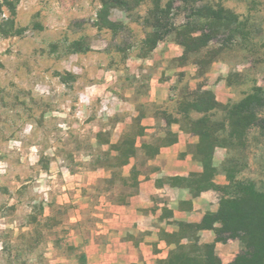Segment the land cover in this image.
<instances>
[{
  "label": "rangeland",
  "instance_id": "374dc122",
  "mask_svg": "<svg viewBox=\"0 0 264 264\" xmlns=\"http://www.w3.org/2000/svg\"><path fill=\"white\" fill-rule=\"evenodd\" d=\"M11 1L19 32L0 33V264H78L80 252L86 264H136L130 171H151L145 146L164 143L168 115L189 128L178 109L193 94L209 90L234 104L257 86L264 96V0H203L238 14L248 35L202 66L197 59L209 56L182 60L174 35L147 53L151 0L112 9L116 33L98 26L100 0ZM187 14L175 2L172 23H185ZM8 18L3 8L0 24ZM126 136L137 156L122 166L117 146ZM234 141L238 178L264 190V135L252 127L244 147ZM227 153L219 146L215 156L219 183ZM240 247L229 241L216 253L225 263Z\"/></svg>",
  "mask_w": 264,
  "mask_h": 264
},
{
  "label": "trees",
  "instance_id": "16d2710c",
  "mask_svg": "<svg viewBox=\"0 0 264 264\" xmlns=\"http://www.w3.org/2000/svg\"><path fill=\"white\" fill-rule=\"evenodd\" d=\"M151 0L152 7L148 12L144 23L149 32L146 34L143 44L147 53L152 52L157 44L166 36L174 35L175 41L183 47L182 60H187L189 55L205 53L208 60L197 59V65L212 63L222 52L223 46L230 44L238 36L247 37L244 23L238 14L222 5H211L203 0ZM101 6L97 12L98 26L116 33L121 24L110 20V11L115 8L130 10L129 0H100ZM178 2L181 9L187 11L186 21L175 25L171 21L173 4ZM138 5L139 1L135 0ZM6 9L9 18L0 24V33L4 35L17 34L14 29L13 17L15 16V4L11 0H0V14ZM224 34L223 44L215 50H208L210 42L220 34ZM191 100L182 101L178 111L180 118L186 121L189 130L198 137L195 147V156L201 162L202 172L191 174L188 179L174 177L171 181L189 182L194 194L212 189L219 192L218 209L215 212H207L199 224L179 223V230L175 233H163L167 244H173L164 260L159 264H222L215 253L214 243H226L229 240L240 242V251L228 264H264V190L258 188L252 180L238 178L239 170L236 168V158L231 156L234 140H238L243 147L248 130L258 128L264 135V117H259V107H264L262 89L255 86L253 90L238 103L222 104L216 100L212 91H199L191 96ZM200 117H193V114ZM172 123H180V119L168 115V126ZM226 123L229 130L226 129ZM229 132V133H228ZM142 134V131H141ZM227 135V136H226ZM124 137L117 146L120 164L126 165L128 160L137 156V148L134 140L128 141ZM164 143L156 147L145 146L148 158L157 155L161 146L176 142V137L166 132ZM222 146L228 150L227 157L221 165L220 172L225 176L227 183L217 185L214 178L219 169L213 166V154L216 147ZM140 173L133 167L130 171L126 188L131 197L138 190V177ZM129 182V183H128ZM133 190V191H132ZM123 204L125 199L122 201ZM200 230H212L215 233V241L210 244L198 245L197 232ZM187 240L183 244L182 240ZM78 264H86V255L80 252L77 255Z\"/></svg>",
  "mask_w": 264,
  "mask_h": 264
},
{
  "label": "crops",
  "instance_id": "0c3cea01",
  "mask_svg": "<svg viewBox=\"0 0 264 264\" xmlns=\"http://www.w3.org/2000/svg\"><path fill=\"white\" fill-rule=\"evenodd\" d=\"M167 131L176 137V142L159 148L157 155L150 160L153 166L151 171L139 175L138 190L130 199V210L134 212L133 220L138 221L139 225L131 232L140 234L138 243L129 246L138 254L136 264H159L157 261L166 259L169 251L174 248L173 244H167L163 233L177 232L179 223L199 224L207 212H215L218 209L219 198L216 194L219 192L209 189L195 195L193 188L188 186V181L170 180L174 177L188 179L191 174H199L202 172V165L195 156L197 136L188 129L181 128L178 123L170 124ZM217 153L218 147L214 150L212 163L219 169L215 161ZM213 181L217 185L227 183L226 179L222 183L215 178ZM196 235L198 245L215 241V233L212 230H200ZM182 243L188 242L183 239ZM226 243H214L215 253L216 250L223 249ZM231 261L232 259L224 263L221 260L222 264Z\"/></svg>",
  "mask_w": 264,
  "mask_h": 264
}]
</instances>
